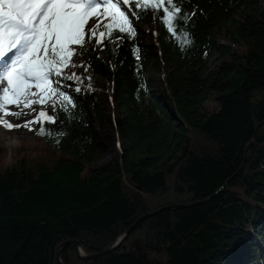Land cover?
I'll return each instance as SVG.
<instances>
[{"label":"trees","instance_id":"16d2710c","mask_svg":"<svg viewBox=\"0 0 264 264\" xmlns=\"http://www.w3.org/2000/svg\"><path fill=\"white\" fill-rule=\"evenodd\" d=\"M261 1L180 0L184 30L178 17L175 36L162 9L135 8V36L114 27L102 43L91 41L95 50L81 56L88 96L73 90L79 83L61 81L76 106L65 113L57 105L56 123H39L42 150L8 160L0 147V264H58V247L73 240L98 254L140 217L170 206L115 252L83 261L68 246L63 263L264 264ZM146 23L155 34L140 31ZM227 26L241 50L223 52L211 68L214 37ZM95 77L111 86L110 108L93 91ZM87 101L100 128L117 135L107 161Z\"/></svg>","mask_w":264,"mask_h":264},{"label":"snow or ice","instance_id":"6c2138e0","mask_svg":"<svg viewBox=\"0 0 264 264\" xmlns=\"http://www.w3.org/2000/svg\"><path fill=\"white\" fill-rule=\"evenodd\" d=\"M149 7L163 10L165 23L174 36L173 21L178 17L184 30L180 0H0V126L9 131L20 127L32 131L33 124H55L57 105L65 113L69 106H76L74 98L60 90L62 80L81 82L75 72L65 71L84 67L83 63H73L72 57L95 50L91 41L102 43L114 27L120 33L135 36L133 11ZM106 19L111 23L105 24ZM102 24L104 31L100 30ZM73 90L79 93L81 88ZM46 104L52 107V115L44 110ZM33 105H40V110L37 112ZM12 106L17 111L10 110ZM25 109L35 113L33 119L22 123L6 119L27 115ZM35 131L43 134L45 130L41 127Z\"/></svg>","mask_w":264,"mask_h":264},{"label":"rangeland","instance_id":"374dc122","mask_svg":"<svg viewBox=\"0 0 264 264\" xmlns=\"http://www.w3.org/2000/svg\"><path fill=\"white\" fill-rule=\"evenodd\" d=\"M261 6L264 7V0L261 1ZM243 17H244V14L239 12L235 16V20L240 22L242 21ZM92 23H93V19L90 18L89 25H91ZM150 26H151L150 23H146L140 26V31L143 33L152 31V33L155 34L156 31L153 30L152 26L151 27ZM229 31L230 29L228 26L223 27L222 32L220 34H216L214 37V49L212 51V55L210 58L211 68L214 67L216 61L220 60L223 52L228 51L232 53V52H240L241 50V45L237 44L232 39V36L228 34ZM86 41H87V38H86ZM95 41L97 42L96 39ZM72 62L77 65L81 63L85 65L84 60L79 55L73 56ZM65 71L75 72L80 77L88 76L84 70V67L68 68ZM92 83H93V86L95 87L93 91H95L100 96L105 107L110 108L109 102L111 100V94H112V89H111L110 84L99 77L93 78ZM77 87L81 88V91L79 92L81 95L88 96V92L90 91L91 88L85 86L82 83H79ZM87 103H88V107L91 112V116L94 119L93 124L96 130V133L100 141L102 142V144L107 150V159L105 160L107 161L110 158L114 157L115 155V149L118 147L117 135L112 126H108L105 129L100 128L99 122L97 121V119L95 118L92 112V103L90 101H87ZM37 106H38V110H37L38 112L41 106L40 105H37ZM207 107L214 110L217 108V105L214 102H209L207 104ZM44 110L46 111L45 105H44ZM14 111H17V109L15 108ZM34 116H35V113H32V114H27V115H21L20 119H17L15 116H8L6 117V119L13 123H22L23 121L28 120L29 117H30L29 120L33 119ZM38 125L39 123L33 124L31 126L33 129L32 131H29V129L25 127L14 128L9 131V130H6L3 126H0V147L4 148L5 152L8 155L7 156L8 160L17 159L21 157L22 153L25 151L32 152V151L42 150V145H41L42 138L40 135H38V132L35 131L36 129H38ZM103 162H99L95 164L94 166H100L103 164Z\"/></svg>","mask_w":264,"mask_h":264},{"label":"water","instance_id":"95a60500","mask_svg":"<svg viewBox=\"0 0 264 264\" xmlns=\"http://www.w3.org/2000/svg\"><path fill=\"white\" fill-rule=\"evenodd\" d=\"M263 123L258 125L255 129V132L253 134V137H252V140L251 142L249 143V145L247 146V150L254 144L258 134H259V131L262 127ZM236 175H234L235 177ZM228 183V182H227ZM227 183L218 191L215 193L218 194L219 192H221L227 185ZM210 199H206L204 201H198V202H194V203H190V204H186L184 205L183 207H186V208H191V207H195V206H200V205H205L208 203ZM174 206H170V207H165V208H162L160 211H157V212H154V213H150V214H147V215H144L142 217H140L134 225H132L128 231H126V233L121 236L118 241L109 249L103 251V252H100L98 254H94V255H87L84 253V251L82 250V245H81V242L80 241H77V240H73V241H66L64 243H62L58 249H57V263L58 264H64L63 261H62V258H61V255H62V252L68 247V246H73L74 247V250L77 254V257L83 261H91V260H96V259H99V258H102L104 256H107L113 252H115L117 249L120 248V246L122 245L123 241L126 240L131 234L132 232L135 230V228L141 223L143 222L144 220L148 219V218H152L154 217L155 215L161 213V212H164L170 208H172Z\"/></svg>","mask_w":264,"mask_h":264},{"label":"bare ground","instance_id":"6f19581e","mask_svg":"<svg viewBox=\"0 0 264 264\" xmlns=\"http://www.w3.org/2000/svg\"><path fill=\"white\" fill-rule=\"evenodd\" d=\"M32 107L35 108L36 111L38 110V106H37V105H33ZM14 109H15V106H12L10 110L14 111ZM24 111L27 112L28 114H32V113H34V112H32L31 109H25ZM29 116H30V115H29ZM20 117H21V116H20ZM20 117H19V119H20ZM29 119H30V117H29ZM29 119H28V120H29Z\"/></svg>","mask_w":264,"mask_h":264}]
</instances>
